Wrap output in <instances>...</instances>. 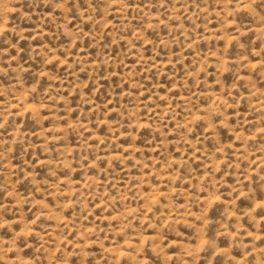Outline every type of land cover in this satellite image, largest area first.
<instances>
[{
	"label": "rangeland",
	"instance_id": "obj_1",
	"mask_svg": "<svg viewBox=\"0 0 264 264\" xmlns=\"http://www.w3.org/2000/svg\"><path fill=\"white\" fill-rule=\"evenodd\" d=\"M0 264H264V0H0Z\"/></svg>",
	"mask_w": 264,
	"mask_h": 264
}]
</instances>
